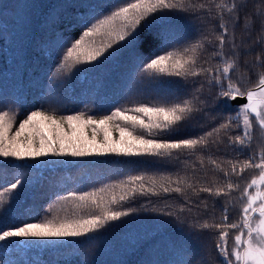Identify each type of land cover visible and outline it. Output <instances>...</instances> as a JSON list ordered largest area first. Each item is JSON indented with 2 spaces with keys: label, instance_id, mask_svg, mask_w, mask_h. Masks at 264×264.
I'll return each instance as SVG.
<instances>
[{
  "label": "trees",
  "instance_id": "1",
  "mask_svg": "<svg viewBox=\"0 0 264 264\" xmlns=\"http://www.w3.org/2000/svg\"><path fill=\"white\" fill-rule=\"evenodd\" d=\"M134 2L0 0V113L7 112L16 127L32 111L102 119L116 110L131 115L140 105L172 107L187 101L192 113L170 130L153 129L147 137L137 129V134L206 142L155 156H50L40 162L0 157V232L25 223L101 215L103 209L91 198L78 199L86 194H96L97 204L110 211L128 213L81 237L0 241V264H226L217 248L220 233H229L230 252L235 236L246 231L217 226L225 224V214L228 224H240L247 200L243 191L260 173L255 167L241 168L246 161L255 164L264 158V135L251 118V138L243 137L238 106L220 95L229 81L216 84L212 76L231 59L236 63L231 82L247 92L264 74V0H181L182 7L157 9L141 21L154 40L125 47L127 37L94 62L65 60L84 31ZM225 32L221 46L217 37ZM87 39L102 46L106 37ZM193 49L198 76L147 68L158 56L173 52L187 58ZM224 124L228 127L222 129ZM89 133L90 127L85 129ZM112 135L119 139L118 132ZM237 135L244 138L243 146L233 142ZM17 179L18 187L7 190ZM227 183L233 184L231 191ZM176 187L181 192L171 191ZM205 187L213 194L200 191ZM218 187L228 194L217 197ZM256 191L252 187L249 194ZM122 193L127 194L124 201Z\"/></svg>",
  "mask_w": 264,
  "mask_h": 264
},
{
  "label": "snow or ice",
  "instance_id": "2",
  "mask_svg": "<svg viewBox=\"0 0 264 264\" xmlns=\"http://www.w3.org/2000/svg\"><path fill=\"white\" fill-rule=\"evenodd\" d=\"M182 7L181 0L171 3L169 0H136L134 3H128L126 6L119 7L111 15L98 20L90 28L83 32V35L75 41L72 47L67 49L66 61H72L75 64L91 63L113 47V44L125 41L127 37L130 40L124 44L128 45L142 44L146 41L154 40V37L147 31L148 25L140 27L141 21L157 9H172ZM220 7V5H218ZM106 37L102 46H97L95 41H88L90 37ZM220 45L226 42V32L217 37ZM259 42V41H258ZM193 55L187 58L177 56L173 52L158 56L147 64V68L159 73L176 76H198L200 71L195 69L196 58L195 49ZM220 55V53H217ZM236 67L235 61L229 59L223 62L222 69L218 68L212 79L216 84L222 85L223 80H228V87H221L220 95L230 99L245 98L246 102L238 106L237 118H242L243 137L251 138L253 120L258 126L262 135H264V74L259 75L254 88L242 92L239 87L231 82L230 73ZM208 71V70H204ZM193 108L189 102L176 104L172 107H153L140 105L133 109V114H128L127 110H116L111 115L102 119H94L89 116L85 118L81 115H67L57 117L44 111H32L27 117L19 123V127L13 132L14 119L9 117L7 112L0 113V157L22 160L25 158H43V157H73L84 158L90 156H103L108 154L123 156L140 155H163L171 150L191 149L197 145H203L206 141L200 139H183L179 141L156 140L151 137L153 129L167 131L172 126L178 124L192 113ZM139 114V115H136ZM146 118V119H145ZM119 120L123 124H113V121ZM91 126V136L85 134V129ZM228 125H221V128H227ZM137 129L147 132L145 135L137 134ZM119 133V139H116L112 132ZM219 133L220 129H214ZM103 133V139H99V134ZM213 133H207L212 136ZM244 138L237 135L234 143L243 146ZM214 163V162H213ZM255 167L260 170L259 178L252 179L251 183L243 191V196L247 197L246 204L243 207V215L240 224H228V216H224V225L217 227H227L231 229L242 228L247 231V237L243 238V233L235 236V246L229 252L227 249V237L229 233L223 231L219 235L217 248L226 264H264V191H260V186H264V158L260 163L253 164L250 161L244 163V168ZM236 171V165H233V173ZM228 176V172H224ZM134 181L143 180V177H135ZM155 183V181H153ZM20 184L17 179L12 183L10 189L14 190ZM257 187L255 195L249 194V189ZM229 191L233 189L232 183H227ZM168 192V188L163 189ZM174 192H181V188L171 189ZM201 192L213 194L211 188H201ZM155 194V192H153ZM217 197L227 195L224 188H216ZM2 195V193H0ZM96 194H86L78 197L81 201L91 198V203L103 209L101 215H93L89 218L76 220H61L55 222L48 220L42 223H25L11 230L0 232V241L10 238L20 239H66L84 236L94 230L102 227L108 221L118 220L125 216L127 212L110 211L104 208L103 203L97 204ZM121 201L127 199V194L119 196ZM116 202L113 196L111 203ZM227 209H225V213ZM204 227H209L205 224Z\"/></svg>",
  "mask_w": 264,
  "mask_h": 264
},
{
  "label": "rangeland",
  "instance_id": "3",
  "mask_svg": "<svg viewBox=\"0 0 264 264\" xmlns=\"http://www.w3.org/2000/svg\"><path fill=\"white\" fill-rule=\"evenodd\" d=\"M238 109V108H237ZM252 117H250L251 119ZM242 120V118H241ZM14 126V125H13ZM19 126H16V127H13V132H15V129L18 128ZM242 128H244L243 126V122H242ZM90 129H91V126H90ZM89 136H91V133H89ZM102 139H103V134H102ZM50 157V156H49ZM49 157H43V158H35V159H32L33 161H36V162H40V161H45L47 160ZM12 161H18V160H15L13 158H8ZM19 161H27V162H31V158H25V159H22V160H19ZM254 188H256V186H253ZM242 234V233H241ZM246 236V231L243 233V238Z\"/></svg>",
  "mask_w": 264,
  "mask_h": 264
},
{
  "label": "water",
  "instance_id": "4",
  "mask_svg": "<svg viewBox=\"0 0 264 264\" xmlns=\"http://www.w3.org/2000/svg\"><path fill=\"white\" fill-rule=\"evenodd\" d=\"M245 102H246V99H245V98H237V99H235V100L230 99V104H231L232 106H241V105H243Z\"/></svg>",
  "mask_w": 264,
  "mask_h": 264
}]
</instances>
